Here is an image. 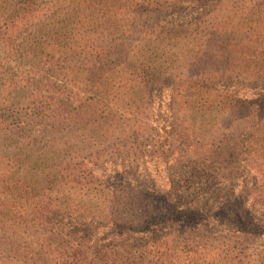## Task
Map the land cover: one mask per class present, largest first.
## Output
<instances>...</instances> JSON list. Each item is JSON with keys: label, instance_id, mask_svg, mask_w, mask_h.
<instances>
[{"label": "trees", "instance_id": "1", "mask_svg": "<svg viewBox=\"0 0 264 264\" xmlns=\"http://www.w3.org/2000/svg\"><path fill=\"white\" fill-rule=\"evenodd\" d=\"M224 1L68 0L69 25L57 33L50 57L64 82L55 85L47 79L44 86L53 88L49 96L48 90L38 94L39 84L30 79L27 87L36 85L34 90L16 105L0 107V264H187V258L197 264L203 255L198 243H176L170 237L199 234L204 216L195 221L204 208L195 201L184 206L177 194L174 202H169L171 195L164 199L167 218L135 223L127 218L135 207L132 198L112 191L104 200L109 217L115 215L108 237L95 238L82 215L105 211L90 203V197L102 194L90 171L100 156L90 152L89 159L79 150L117 133L129 138L120 130L143 121L138 115L150 108V91L165 85V79L174 81L176 109L211 110L217 103L232 111L261 106L264 112V27L258 23L240 35L241 30L218 24L216 18L205 20ZM207 6L212 9L198 14ZM190 11L197 12L191 21L168 18ZM39 12L32 0H0V47L37 23ZM228 31L237 34V43ZM240 76L252 79L248 87L261 97L255 106L237 93L207 99L214 79ZM130 144L126 141L120 151H131ZM217 208L205 216L219 219ZM182 223L179 230L170 226ZM254 226L239 231H264ZM163 228L171 230L144 250L143 241Z\"/></svg>", "mask_w": 264, "mask_h": 264}, {"label": "rangeland", "instance_id": "2", "mask_svg": "<svg viewBox=\"0 0 264 264\" xmlns=\"http://www.w3.org/2000/svg\"><path fill=\"white\" fill-rule=\"evenodd\" d=\"M32 2L40 10L35 14L37 23L25 28L9 46L0 47V107L16 105L29 90H34L36 85L27 87L30 79L39 84L38 94L48 90L49 96L53 88L44 86L47 79L55 85L64 82L56 60L50 57L54 55L53 40H57V33L69 25L68 0ZM257 3L264 4V0H225V6L214 15H206L205 20L216 18L218 24L241 30L242 35L258 23L264 27V7H257ZM211 9L207 6L198 14ZM196 14L170 13L168 18L186 22ZM149 20L154 22L155 18ZM230 36L236 42L237 34ZM164 82L165 85H156L150 91V99L146 100L150 108L138 115L143 121L120 130L129 138L117 133L101 144L90 143L85 151L80 148L79 152L89 159L90 152L100 156L96 165L91 164L90 171L98 179L96 185L100 184L102 194L99 199L90 197V203L105 209L104 213L91 209L82 216L94 230L93 236L104 239L108 237L111 218L115 217H109L108 203L104 201L112 191L119 197L132 198L135 207L127 218H133L135 223L167 218L170 211L164 199L171 195L169 202H174L177 194L184 206L190 207L195 201V206L204 208L203 215L197 214L200 218L195 221L204 216L198 223L199 234L176 233L170 237L176 243L197 242L195 245L203 254L196 259L197 264H264V231L255 229L251 234L239 231L250 223L254 227L264 226V112L261 106H255L261 97L248 87L254 85L252 79L220 78L210 84L213 88L207 98L210 102L235 93L255 102L252 104L255 107L234 111L217 103L211 110L208 106L190 110L187 105L176 109L174 81ZM126 141L131 143V151H120ZM215 190L221 192L219 198L215 197ZM141 191L150 195L143 197ZM213 206L218 207L214 214H220L219 219L205 216ZM188 220L189 217L184 220L185 224ZM182 225L170 226L179 230ZM170 230L163 228L144 240V250H149L159 235ZM185 262L192 263L189 258Z\"/></svg>", "mask_w": 264, "mask_h": 264}]
</instances>
